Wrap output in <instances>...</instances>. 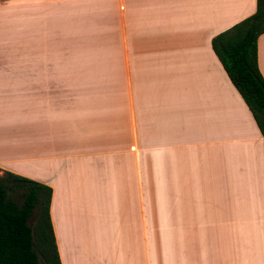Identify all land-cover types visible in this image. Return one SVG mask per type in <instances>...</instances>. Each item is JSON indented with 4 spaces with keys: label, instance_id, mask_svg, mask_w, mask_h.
Listing matches in <instances>:
<instances>
[{
    "label": "crops",
    "instance_id": "obj_1",
    "mask_svg": "<svg viewBox=\"0 0 264 264\" xmlns=\"http://www.w3.org/2000/svg\"><path fill=\"white\" fill-rule=\"evenodd\" d=\"M254 7L0 0V173L50 187L59 264H264V139L210 44Z\"/></svg>",
    "mask_w": 264,
    "mask_h": 264
},
{
    "label": "trees",
    "instance_id": "obj_2",
    "mask_svg": "<svg viewBox=\"0 0 264 264\" xmlns=\"http://www.w3.org/2000/svg\"><path fill=\"white\" fill-rule=\"evenodd\" d=\"M263 32L264 0H255L250 15L214 35L210 44L264 139V79L256 61V40ZM50 194L41 182L1 171L0 264H59L48 215Z\"/></svg>",
    "mask_w": 264,
    "mask_h": 264
},
{
    "label": "rangeland",
    "instance_id": "obj_3",
    "mask_svg": "<svg viewBox=\"0 0 264 264\" xmlns=\"http://www.w3.org/2000/svg\"><path fill=\"white\" fill-rule=\"evenodd\" d=\"M10 197H11L13 200H15L16 202H19V199H18L17 196H15V195H11ZM39 264H42V263L40 262Z\"/></svg>",
    "mask_w": 264,
    "mask_h": 264
}]
</instances>
